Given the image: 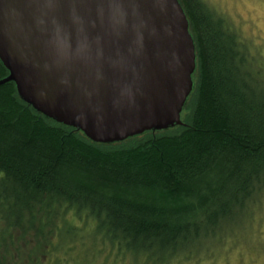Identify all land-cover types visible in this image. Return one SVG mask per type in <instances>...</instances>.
<instances>
[{"label": "trees", "instance_id": "16d2710c", "mask_svg": "<svg viewBox=\"0 0 264 264\" xmlns=\"http://www.w3.org/2000/svg\"><path fill=\"white\" fill-rule=\"evenodd\" d=\"M179 2L196 64L180 124L95 142L0 85V264H23L29 239L27 258L81 246L122 264H204L238 246L264 200V60L204 0Z\"/></svg>", "mask_w": 264, "mask_h": 264}, {"label": "water", "instance_id": "95a60500", "mask_svg": "<svg viewBox=\"0 0 264 264\" xmlns=\"http://www.w3.org/2000/svg\"><path fill=\"white\" fill-rule=\"evenodd\" d=\"M20 96L95 142L180 124L195 47L179 0H0Z\"/></svg>", "mask_w": 264, "mask_h": 264}, {"label": "rangeland", "instance_id": "374dc122", "mask_svg": "<svg viewBox=\"0 0 264 264\" xmlns=\"http://www.w3.org/2000/svg\"><path fill=\"white\" fill-rule=\"evenodd\" d=\"M204 1L232 22L249 51L253 53L250 54L252 58L264 60V0ZM251 214L253 218L248 217L241 228H236L233 232V236L238 239V246L228 254H218L215 261L204 264H264V200L261 206L252 207ZM30 240L27 241L28 247H23L19 252L23 264H52L62 257L67 259L66 264H122L109 256V248L100 249L97 254L91 249L86 251L87 247L79 248L81 246L74 247L73 250H63L64 253L61 252L58 256L48 255L46 259L41 254L27 258L30 256L28 252L34 246Z\"/></svg>", "mask_w": 264, "mask_h": 264}]
</instances>
